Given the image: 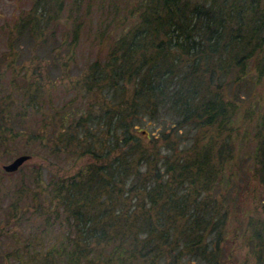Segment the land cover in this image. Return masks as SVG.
Segmentation results:
<instances>
[{
  "label": "trees",
  "instance_id": "1",
  "mask_svg": "<svg viewBox=\"0 0 264 264\" xmlns=\"http://www.w3.org/2000/svg\"><path fill=\"white\" fill-rule=\"evenodd\" d=\"M31 1L5 25L3 58L18 55L24 39L45 50L42 58L57 60L49 27L70 20L61 21L66 10L76 30L92 11L104 24L98 32L130 27L113 37L103 60L87 63L78 78L87 100L76 110L51 103L33 128L27 114L29 107L38 112L37 92L0 93L3 151L26 139L63 163L81 158L74 172L52 174L9 204L10 225L0 224V244L9 249L0 250V260L264 264V215L242 212L236 229L229 224L242 208L241 177L264 185V0ZM245 142L253 146L242 154ZM27 161L0 172H22ZM233 234L248 245L242 258Z\"/></svg>",
  "mask_w": 264,
  "mask_h": 264
},
{
  "label": "rangeland",
  "instance_id": "2",
  "mask_svg": "<svg viewBox=\"0 0 264 264\" xmlns=\"http://www.w3.org/2000/svg\"><path fill=\"white\" fill-rule=\"evenodd\" d=\"M30 4H32L31 0H0V56L4 54V51L8 48L9 37L7 36V31L4 29L6 23H13L21 7L27 8ZM95 11H97V9ZM68 13V10H66L60 15L62 16V22L70 17V20L67 19L65 24L56 23L49 27L55 28L56 35L52 37V40H54V43L58 44L57 49L59 50L57 60L54 62L50 56L42 58V54L45 52L43 48H40V46H33L30 41L28 42L24 39L21 40V44L23 45H21L18 55L10 52L6 53L5 58L1 56L0 93H12L17 97L25 87L28 88L27 90L30 92H37L36 94L39 100L38 112H35L29 107L27 114L28 125L33 128H38L43 123L41 122L39 112L42 109L44 111H49L48 108L51 103L59 107L60 105L68 103L69 107L74 110L77 109L78 105L82 106L84 104V101L87 100L86 92L82 90L79 91L82 87L79 86L78 78H80L86 70L88 62L96 58H100L101 60L105 58L113 37L130 27V25L127 24L119 25L115 28L113 24H110L105 32H98V30L104 27V24L97 22V14L92 11L81 16L84 22L80 25L79 29L76 30L74 29L76 25L73 26L71 24L73 18ZM108 30L114 31H112L109 36L101 35L100 37V34H98H105ZM36 53H39V55H36ZM25 74L31 75L28 78L30 82H27ZM249 85H251V83ZM131 86L130 84V87ZM257 96L258 91L251 97L250 101L253 105L256 103ZM242 108V112L244 111L246 114L247 106H242ZM150 118L151 116L148 115V119ZM161 118L168 122L172 121V117L169 114H162ZM152 121L155 122V124H159L156 122V118H153ZM160 124L165 125V121ZM149 127V129H152L150 132L156 131L155 127L151 125ZM11 141L15 142L9 149L12 151H3L2 147L0 148V170H4V163L11 161L18 154L24 152L29 153V149L33 148L36 149V153H39V156L46 157L48 160L44 161L34 155L27 161V165L22 172L18 171L12 174L0 172V224L2 225H10L5 222L8 211L13 212L14 210V208H9V204L17 201L19 195H23L29 187L32 189H40L41 185H43L42 180L46 182L48 180L50 181L52 174L74 172L78 168L79 160L81 159L78 157L79 160L76 161H74L75 159H72L73 161L64 160L66 162L63 163L57 160L53 153H49L47 147L43 148L38 141H27L26 139H13ZM11 141H9V143ZM160 142L162 143V153H164L167 151V147L163 144L164 141ZM247 144H249V146H245L242 149V154H244V151L250 146H253L251 143ZM63 155L64 153L61 154V157ZM36 164H41L42 166V179L39 177V180H37L35 176L39 172ZM241 178V182L244 184L241 192L242 198L239 200L241 201L242 208H237L234 218L229 220L232 229H236L237 218H242V212H258L257 214L264 215V209H262L264 207V185L259 178L255 176L249 178L242 176ZM243 178L246 179L243 180ZM251 188H253V190H251ZM257 206L259 207L257 208ZM11 221L16 222L15 217H11ZM23 226L28 227L27 223ZM233 238H236V243H234L233 246L238 248L239 257L242 258L248 253V245L243 241L242 235L237 237V234H233L232 240ZM4 245L5 246H2L0 244V250L7 251L9 246L6 244ZM7 257L8 260L11 259L10 256L6 255L0 260V264H8L9 261Z\"/></svg>",
  "mask_w": 264,
  "mask_h": 264
},
{
  "label": "water",
  "instance_id": "3",
  "mask_svg": "<svg viewBox=\"0 0 264 264\" xmlns=\"http://www.w3.org/2000/svg\"><path fill=\"white\" fill-rule=\"evenodd\" d=\"M32 157L31 153L24 152L15 156L11 161L4 163L3 168L7 171H15L19 167Z\"/></svg>",
  "mask_w": 264,
  "mask_h": 264
}]
</instances>
